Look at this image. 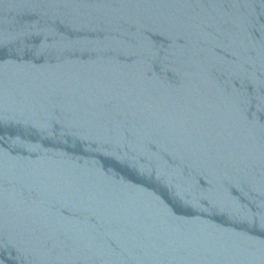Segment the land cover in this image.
<instances>
[{"label": "water", "instance_id": "obj_1", "mask_svg": "<svg viewBox=\"0 0 264 264\" xmlns=\"http://www.w3.org/2000/svg\"><path fill=\"white\" fill-rule=\"evenodd\" d=\"M0 264H264V0H0Z\"/></svg>", "mask_w": 264, "mask_h": 264}]
</instances>
